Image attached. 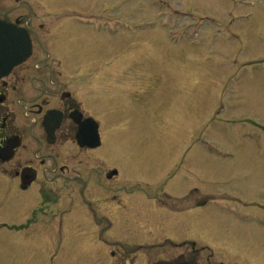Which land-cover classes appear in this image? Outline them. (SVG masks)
<instances>
[{"label":"rangeland","instance_id":"374dc122","mask_svg":"<svg viewBox=\"0 0 264 264\" xmlns=\"http://www.w3.org/2000/svg\"><path fill=\"white\" fill-rule=\"evenodd\" d=\"M26 2V20L38 35L48 32L46 39L55 43L56 51L63 50L69 66L82 67L76 71L78 76L86 75L87 68H108L94 82L102 84L106 100H117L120 146L135 147L141 158L148 148L169 152L178 161L183 154L186 162L200 167L199 174L176 178L183 193L196 188L228 195L221 207L212 209H217L214 214L185 216L182 241L207 243L197 246L204 250L203 259L264 264V219L247 214L243 219H226L218 212L240 210L241 204L227 202L236 192L246 195L243 205L262 202L263 177L245 172L264 169V0ZM194 28L196 35L191 33ZM171 29L186 33V38L174 35L178 43L171 41ZM110 109L107 106L109 113ZM15 119L18 125L20 111H15ZM107 132L112 133L109 128ZM109 155L110 164L122 169L118 157ZM124 167V173L136 169ZM146 171L136 174L134 188L141 186L140 192L152 197L146 188L152 182ZM63 185L45 187L58 198L57 203L44 206L38 196L40 187L23 194L0 180V264H154L190 249L133 246L139 241L173 240V231L158 237L126 230L88 232L82 227L84 221L74 220L76 211L84 207L82 198L70 197ZM28 200L37 201L33 207L47 208L38 210L31 224L48 229H16ZM200 230L216 237L201 235ZM218 232L222 233L217 236ZM231 242L244 246H218Z\"/></svg>","mask_w":264,"mask_h":264},{"label":"flooded vegetation","instance_id":"af4514ba","mask_svg":"<svg viewBox=\"0 0 264 264\" xmlns=\"http://www.w3.org/2000/svg\"><path fill=\"white\" fill-rule=\"evenodd\" d=\"M27 7L26 0H0V22L14 25L20 31L25 30L32 44L30 57L0 79V180L6 182L9 188L16 189L12 191L19 190L23 194L34 187H40L38 196L41 195L44 206L49 202L57 203L55 199L58 198L57 193L45 187L64 184L70 197L79 196L83 200L84 207L76 211L78 214L74 220L84 221L82 227L93 234L103 235L126 230L141 234L151 233L153 237H158L173 231V240L160 242V239L151 243L139 241L133 245L182 246L181 248L190 246L189 250L163 260L178 262L184 259L189 264L244 263L236 258L223 261H212L210 257L203 259L200 256L204 250L197 246H208L207 243L188 239L182 241V230L187 220L185 216L214 214L217 210H212L215 208L214 203H221L228 195H214L209 191L202 193L196 188L183 193V187H177L175 183L176 178L179 175L199 174L200 169L190 161L186 162L183 154L178 161L169 152L158 153L148 148L143 153L145 157L141 158L138 153L142 152H138L135 147L129 149L120 146L117 135L121 133V122L115 116L117 100H106L107 95L102 84L97 83L102 78L100 76L106 74L102 71L108 68H87L85 70L89 72L86 75L78 76L76 71L82 70V67L69 66L70 61L63 55V50L56 51L55 43L46 39L48 32H45L46 35H38L26 20ZM66 26L69 29L72 27L69 24ZM43 28L40 24L39 29ZM41 38L43 42L40 41ZM95 80L97 81L94 82ZM112 90L118 97L116 90ZM107 106L111 108L110 113ZM15 111L21 112L18 125ZM90 123L96 125L95 131ZM88 127L96 132L94 136L99 141L93 147L84 145L88 142L83 136L89 130ZM107 128L113 134L108 133ZM109 152L118 157L122 169L110 164L112 159L108 158L111 154ZM124 165H134L136 169L124 173ZM144 168H147L146 172L152 181L150 187L146 185L147 191L153 192L152 197L142 194L141 186L134 188L133 180L137 173H143ZM247 173L262 176L264 179V169H258V172L255 168L247 169L245 174ZM124 177L127 179L124 180ZM260 182L264 187V181ZM262 193L264 189L261 190L262 202L254 201L252 204L243 205L242 196L246 195L236 192V196L233 195L227 202L241 204L243 208H228L227 213L218 212L226 219L242 218L243 214L250 215L246 216L248 218L264 219ZM33 203L35 205L37 201H24V206L28 204L29 207H23L25 211L19 215L16 229H48V226L31 224L38 215V210H47L44 206H31ZM209 233L200 230L201 235L216 237ZM221 233L218 232L217 236ZM241 245L231 242L219 243L218 246ZM260 262L251 261L245 264H261Z\"/></svg>","mask_w":264,"mask_h":264},{"label":"water","instance_id":"95a60500","mask_svg":"<svg viewBox=\"0 0 264 264\" xmlns=\"http://www.w3.org/2000/svg\"><path fill=\"white\" fill-rule=\"evenodd\" d=\"M13 27V26H12ZM11 25L0 23V77L8 73L12 67L25 61L31 53L29 35L25 30L16 31ZM156 264H187L158 262Z\"/></svg>","mask_w":264,"mask_h":264},{"label":"bare ground","instance_id":"6f19581e","mask_svg":"<svg viewBox=\"0 0 264 264\" xmlns=\"http://www.w3.org/2000/svg\"><path fill=\"white\" fill-rule=\"evenodd\" d=\"M135 35H136V33H135ZM165 261L170 262V263H178V262H180V261H178V262H177V261H174V262H173V261H170V260H165ZM182 261H184L185 263L189 264V263H188L186 260H184V259H182L181 262H182ZM156 263H158V262H156ZM156 263H155V264H156Z\"/></svg>","mask_w":264,"mask_h":264}]
</instances>
